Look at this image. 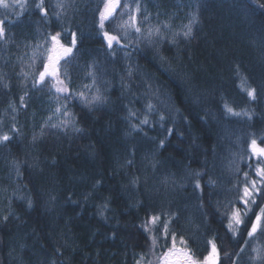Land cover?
Returning a JSON list of instances; mask_svg holds the SVG:
<instances>
[{"label":"trees","instance_id":"trees-1","mask_svg":"<svg viewBox=\"0 0 264 264\" xmlns=\"http://www.w3.org/2000/svg\"><path fill=\"white\" fill-rule=\"evenodd\" d=\"M21 2L24 7L6 0L7 11L0 6L5 11L0 19L10 25L31 23V30L11 27L9 44L0 41V134L11 137L0 144V264H136L141 254L142 264H157L167 251L159 245L170 247L171 239L153 248L141 225L153 215L173 213L177 248L183 236L202 259L215 240L217 264H231L225 253L235 260L241 247L239 264H252L253 249H264V237L249 238L243 224L240 235L232 236L226 226L232 210L244 211L233 186L244 180V172L256 179L248 167L257 160L250 142L264 146V0H143L149 19L141 28L159 27L162 38L138 49L116 46L115 56L94 27L104 0H64V9L54 7L57 0H45L47 18L36 8L39 0ZM203 7L209 16L203 13L201 24H193L195 33L172 42ZM106 30L119 35L107 25ZM56 32L66 46H71L70 33L77 35L71 59L60 63L71 78L70 91L91 99L99 88L103 103L66 101L49 90L51 81L33 88L34 77L22 75L33 71L35 45ZM129 39L135 43L136 37ZM40 70L38 61L34 71ZM90 70L96 72L95 85ZM242 78L256 89L254 100L241 90ZM157 89L164 104L152 94ZM149 101L158 112H146ZM225 103L247 115H226ZM129 109L136 117L129 118ZM64 111L73 114L70 125L51 127L66 119ZM145 115L149 124L133 130ZM209 179L216 184L206 186ZM238 187L242 192L243 183ZM257 204L264 201L257 197ZM249 217L256 219L248 213V229Z\"/></svg>","mask_w":264,"mask_h":264},{"label":"snow or ice","instance_id":"snow-or-ice-1","mask_svg":"<svg viewBox=\"0 0 264 264\" xmlns=\"http://www.w3.org/2000/svg\"><path fill=\"white\" fill-rule=\"evenodd\" d=\"M16 3L20 4L21 7H24V3L21 0H15ZM0 5L5 8L9 7L6 3V0H0ZM68 5L65 4L64 0H57V3L54 5L56 9H64ZM259 6V5H258ZM36 8L43 15L44 18H47L48 11L45 8V0H39V3L36 4ZM121 8V0H104L103 9L99 10L98 20L94 19V27L97 28V33L101 35L102 39L106 42V48L109 51L110 55L115 56L117 47L120 50L128 49L130 46L136 47L141 43L147 42L148 44L154 43V38H162L161 37V29L159 27H149L146 30H142L141 24L147 22L149 16L143 15L146 12V7L143 4V0H125L123 6L117 15V9ZM19 15V14H18ZM57 19L60 18V13H55ZM127 15V19L123 20L120 23H115L118 19V16L122 17ZM197 22V17L193 13L192 19L189 20L187 25H184V31L182 33H174L172 42H175V37L182 35L184 38H188L192 35V27L193 24ZM7 21L4 19H0V41L6 40V25ZM106 25L111 27L113 31L119 33V35H114L112 32L106 30ZM165 29L169 28V25H164ZM67 31V30H65ZM71 46H66L61 42V32H56L54 35L48 33L44 41L37 43L32 50L31 61L32 63L29 65L30 69H33L31 72H24L22 70V75L27 79L30 75L34 77L33 88L43 87L46 83L51 81L50 89L55 91L57 96H64L67 101L68 98L79 99L86 105H91L93 103H103L105 98L100 94L99 88H97L96 94L89 99L84 92L80 93H72L69 88V84L71 83V78L68 76L67 72H61L60 63L63 60L65 63L71 59L73 54V49L77 46V35L75 32L70 33ZM131 35L136 37L135 43L129 39ZM123 41H128L127 43H123ZM130 55L129 52L124 51V56L128 57ZM40 62V66H42V70L36 72L34 69L37 66V62ZM132 68L129 66L128 77H132ZM92 78L93 85L96 84V72L94 70H90L88 74ZM63 77V78H62ZM4 87H8L7 84ZM90 87V86H87ZM128 87V85H125ZM147 87L152 89V85L148 84ZM240 88L242 91L246 92L248 97L251 99L256 98V89L247 87V82L245 79H241ZM159 90L153 92V95L157 96L158 102L160 104H164L165 101L159 100V96L157 95ZM20 102L23 105L24 96L20 97ZM13 111H15V107L12 106ZM62 108H67V103L62 106H57L55 109V113L59 114L62 111ZM224 112L226 115L231 116H240L247 115V113L236 112L231 106L228 104H224L223 106ZM145 109L147 113L158 112L159 109L155 104L149 101L145 105ZM63 115L66 119L60 121L58 124H52L51 127H63L67 128L72 122V113L68 111H64ZM136 112L129 109V118L136 117ZM165 117L160 115V120L164 121ZM51 120V117H49ZM2 123V121H0ZM149 124V116L145 115L142 120L139 121L138 124H132L131 127L133 130H142V125ZM12 131H18L13 125ZM76 131H80V129H76ZM170 133L172 129L168 130ZM41 134H43V128L41 129ZM11 137L9 134L4 133L0 134V144L10 141ZM261 142L264 143V138H261ZM164 141H160L161 147H163ZM250 154L252 156L257 157L256 163L253 166L249 164L248 167L253 169L256 179H251L249 177L248 172H244V180L237 181V184L234 185V189L237 192L238 201L243 202L244 211L241 212L239 208H235L232 210L230 215H227L228 224L226 226V230L232 234V236L240 235V226L245 225L244 230L247 232V236L249 238H255L257 233L261 237H264V206L257 204V197L259 200L264 201V146H260L257 143L256 139H252L249 145ZM131 163V161H129ZM239 171V169H237ZM197 176L201 174L199 172L196 173ZM136 181H133L135 183ZM243 183L242 192L238 187L239 184ZM216 181L209 179L207 181L206 186H214ZM196 187H200L199 181L196 182ZM231 191V189H229ZM232 203L231 201L229 202ZM253 205H256L260 208L259 213H255L253 211ZM29 207H31V201H29ZM107 206L105 205V208ZM249 212H253L256 219L252 221L249 217L248 223H251V228H247V224L245 221V217L248 216ZM102 214V213H101ZM161 215L165 218L161 219ZM7 219V217H5ZM174 219H178L175 213L169 216L168 214H158L151 216L145 223L141 225V228L144 232L149 234V238L152 242V247L155 248L159 240L163 239L165 242L170 238L171 246L168 247L167 243L159 245L160 247H167V251L163 252L157 259L159 264H217L219 260V252L215 240L209 241L210 251L207 256L204 257L203 261L198 260L193 252L188 248L187 241L180 237L179 243L182 247L177 248V237L176 232L172 230V223ZM243 239V236H241ZM249 243L248 239H244V244L247 245ZM244 251V248L241 247L239 252H236V259L233 260L232 256L228 253H225V256L228 260L231 261V264H239V258L241 253ZM254 252L256 255L251 257L252 264H264V249L254 248ZM154 254V253H153ZM144 260V254H141L140 259L137 260L136 264H142ZM148 264H152V261H148Z\"/></svg>","mask_w":264,"mask_h":264},{"label":"bare ground","instance_id":"bare-ground-1","mask_svg":"<svg viewBox=\"0 0 264 264\" xmlns=\"http://www.w3.org/2000/svg\"><path fill=\"white\" fill-rule=\"evenodd\" d=\"M190 3H191V1H190ZM200 9V8H199ZM199 9H197L196 10V12H193L195 15H196V17H197V23H196V28H197V25L198 24H201V21H202V19H205L204 18V15H203V13H205L207 16H209V8H201L202 10H199ZM213 16H211V18H212ZM210 20V19H209ZM201 26V25H200ZM13 28H15V29H20V30H24V29H27V28H29L30 30H31V24L29 23V22H27V21H20V23H17V24H15V25H13L12 26ZM27 27V28H26ZM195 31L196 30H194V31H192V34H194L195 33ZM40 38H41V36H40ZM181 38V37H180ZM181 39H183L182 41H184L185 40V38H181ZM88 39H86V38H84V42L85 43H88ZM157 49V48H156ZM162 51H158V53L156 52V54H157V56H160V57H162L163 58V55H162V53H161ZM157 64V63H156ZM157 66H158V64H157ZM140 141H144V139L143 138H139V142ZM228 222V221H227Z\"/></svg>","mask_w":264,"mask_h":264},{"label":"rangeland","instance_id":"rangeland-1","mask_svg":"<svg viewBox=\"0 0 264 264\" xmlns=\"http://www.w3.org/2000/svg\"><path fill=\"white\" fill-rule=\"evenodd\" d=\"M11 1H15V0H11ZM11 5H16V3H12ZM0 6H1L2 9L5 10V11H7V9L9 8V7L5 8V7L2 6V5H0ZM16 6H17V5H16ZM17 7H19V8L21 9L20 6H17ZM119 9H120V8H119ZM5 11H4V12H5ZM4 12H2V11L0 10V16H2V15L4 14ZM117 12H118V11H117ZM118 14H119V13H118ZM125 16H126V18H125ZM125 16H122V17L118 16V19L115 21V23H120V22H122L123 20H126L128 17H127V15H125ZM2 19L6 20L5 18H2ZM30 24H31V23H30ZM11 27H12V25H10V24L8 23V21H7V23H6V25H5V28H6V34H8V36H7L6 40H5V43H6V44H9V43H10V42L8 41V37H9V31H10ZM203 259H204V258H202V259H198V260L203 261ZM157 264H159V262H158Z\"/></svg>","mask_w":264,"mask_h":264}]
</instances>
